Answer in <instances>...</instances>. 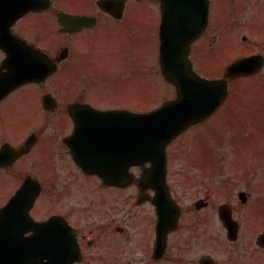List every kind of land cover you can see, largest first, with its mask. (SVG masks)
<instances>
[{"label": "flooded vegetation", "instance_id": "flooded-vegetation-1", "mask_svg": "<svg viewBox=\"0 0 264 264\" xmlns=\"http://www.w3.org/2000/svg\"><path fill=\"white\" fill-rule=\"evenodd\" d=\"M145 1L20 0L29 9L24 12H8L0 3V71L9 80L31 79L0 90V264H264V220L262 230L251 232L252 212L248 215L260 199L264 203V194L251 192V169L242 176L232 172L236 193L226 182L223 193L177 195L174 144L168 147L170 194L147 188L149 164L133 168V183L120 187V80H145L137 59L145 45L141 37L120 43L123 37L111 30L120 29V17L135 5H149L155 37L148 41L159 55L161 0ZM260 1L208 0L207 28L191 44L195 69H204L199 58L217 59L231 49L212 78H223L239 58L259 54L264 60V28L252 25ZM184 6L185 21L205 11L204 1L184 0ZM61 14L88 21L79 28ZM177 17L178 11L168 12L167 44L174 54L188 48L179 37L190 35L187 24L174 29ZM198 28L193 24L191 33ZM242 30L250 51L233 58ZM248 37H262L260 51ZM259 76L264 85V66L260 74L231 81L230 95L235 83ZM9 85L0 82V89ZM189 142L183 140L182 148L186 189L197 186L189 176L193 169L205 172L194 160L196 152L186 151ZM24 185L26 193L18 194Z\"/></svg>", "mask_w": 264, "mask_h": 264}, {"label": "rangeland", "instance_id": "rangeland-1", "mask_svg": "<svg viewBox=\"0 0 264 264\" xmlns=\"http://www.w3.org/2000/svg\"><path fill=\"white\" fill-rule=\"evenodd\" d=\"M146 0L144 3H147ZM255 9L258 10L253 15L252 25L258 30L264 28V0L260 1ZM254 10V9H253ZM153 12L149 13V5H135L131 12H126L125 19L120 22V29H124L120 34V29L113 27L111 31L123 37L120 43L127 41L126 37H141L143 45L139 50L138 60L140 61V74L142 80L137 76L129 82L125 78L120 80V108L128 109L134 112L149 111L155 109L162 102H165L175 95L174 88L166 83L160 76L158 68V55L155 43L148 40L155 37V21ZM243 24V23H242ZM100 32L96 34L101 37H115L112 32ZM239 37H235L238 49L233 58L245 55L249 48L244 47L242 37L246 31L238 32ZM119 37V36H118ZM254 51H260L262 47V37H248ZM112 45V41L105 43ZM246 48V50H245ZM123 48L120 47V51ZM229 51V50H228ZM138 53V52H137ZM231 49L225 56L211 59L199 58L198 64L202 66L207 73H215L222 68L231 54ZM232 58V59H233ZM213 63V64H210ZM210 65V66H208ZM199 68L196 67V70ZM144 76L146 78H144ZM141 80V81H140ZM262 77L259 76L251 81H240L235 83L232 90V97L226 109H222L211 120L193 127L189 132L181 136L171 150L173 159L171 164L173 177V193L181 196H192L194 193H223L225 192V183L232 182V172L237 175L248 173L251 169V192L264 194V85L260 83ZM263 81V80H262ZM108 100V99H106ZM253 109H250L249 105ZM249 107V109L247 108ZM259 113L254 116V112ZM230 131V132H229ZM183 140H188V149L190 155L196 152L194 160H198L200 166L212 168L215 176H207L197 169H193L190 177L195 179L197 186L186 189L185 181V161L182 158ZM193 147V149H192ZM194 150V151H193ZM224 167V168H222ZM193 184L192 180H189ZM234 185V183H233ZM235 186V193L237 186ZM183 201L186 198L182 197ZM252 212V213H251ZM251 213L253 223L250 225V231L262 230L264 220V203L260 199L259 203L248 209V215Z\"/></svg>", "mask_w": 264, "mask_h": 264}, {"label": "water", "instance_id": "water-1", "mask_svg": "<svg viewBox=\"0 0 264 264\" xmlns=\"http://www.w3.org/2000/svg\"><path fill=\"white\" fill-rule=\"evenodd\" d=\"M19 1L0 0L8 12L25 10L23 9L25 6L18 5ZM165 2L166 0L164 4ZM65 17L72 22L82 24L83 19L79 17ZM166 26L167 21L164 20L161 32L160 65L165 78L176 85L178 98L150 113L136 114L120 110V184H127L123 182L132 177L129 173L131 167L146 162L153 163V170L164 172L167 162V145L189 126L211 116L228 96L226 79H204L194 71L187 53L169 54L165 43ZM3 34L4 31L1 28L0 37H3ZM199 34L197 33L196 36ZM191 37L186 38L191 39ZM188 44L190 45V41ZM256 59V57H250L236 61L228 68L226 78L235 79L258 72L262 65L260 60L257 62ZM24 80H26L25 77L19 75L10 81L20 83ZM13 86L9 85L1 90L15 88ZM158 189L162 194L160 183ZM163 190L167 193L164 188ZM163 223H165V218L160 213L159 226L163 227Z\"/></svg>", "mask_w": 264, "mask_h": 264}]
</instances>
